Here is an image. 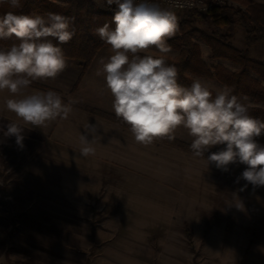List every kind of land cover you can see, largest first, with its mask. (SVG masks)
Returning a JSON list of instances; mask_svg holds the SVG:
<instances>
[{"label": "rangeland", "instance_id": "374dc122", "mask_svg": "<svg viewBox=\"0 0 264 264\" xmlns=\"http://www.w3.org/2000/svg\"><path fill=\"white\" fill-rule=\"evenodd\" d=\"M32 12L37 11L28 13ZM176 13L179 20L185 17L183 11ZM113 16L93 15V30L111 23ZM194 25L206 34L210 31L207 21ZM243 37L236 27L231 45L264 59V44L246 47ZM193 40L211 71L217 64L238 68L231 60L211 58L201 37ZM171 48L166 56L174 58L178 50ZM149 54L161 55L155 50ZM196 78L224 87L213 78ZM255 104L248 97V105ZM175 138L189 144L192 140ZM27 139L23 148L15 138L12 144L0 139V264H33V258L42 264H264L259 254L264 253V214L258 213L264 211V200L250 198L256 196L248 193L254 189L251 184L239 191L247 182H236L246 165L236 163L224 172L159 139L155 142L163 145L152 143L150 153L87 157L38 152ZM173 147L184 155L177 157ZM223 147L214 146L210 152ZM181 180L194 185L209 182L219 194L211 200H177L172 185ZM258 192L264 190L258 187ZM233 194L242 208L235 206L239 201L231 199Z\"/></svg>", "mask_w": 264, "mask_h": 264}, {"label": "clouds", "instance_id": "9594fccd", "mask_svg": "<svg viewBox=\"0 0 264 264\" xmlns=\"http://www.w3.org/2000/svg\"><path fill=\"white\" fill-rule=\"evenodd\" d=\"M12 9L22 8L21 0H9ZM107 8L116 6L111 23L94 29V34L110 46L111 55L96 72L103 75L113 101L112 109L144 146L156 139H175L182 127L192 138L190 149L195 157L203 158L208 166L227 172L229 165L247 167L241 179L248 184L264 187V145L257 138L264 134V120L249 114L248 97L235 95L229 86L215 88L196 78L189 87L178 83V68L165 59L172 52L167 41L179 31V17L174 8H192L194 0H172L164 8L155 0H104ZM74 18L48 12L40 14L8 11L0 16V40L15 38L6 49H0V91L7 90L12 98L5 101L6 109L15 114L23 125L42 128L49 123L67 120L73 112L70 100L65 103L54 91H36L20 95L33 81L56 79L67 67L60 45L75 35ZM114 25V27L112 26ZM53 41H56L54 43ZM161 55L153 56L150 51ZM19 97V98H17ZM25 128L16 122L6 125L4 137H15L23 148ZM96 124H87L80 134V155L95 154L94 144L102 137ZM91 137V138H89ZM219 151L209 153L214 146ZM233 199L243 204L236 194Z\"/></svg>", "mask_w": 264, "mask_h": 264}, {"label": "trees", "instance_id": "16d2710c", "mask_svg": "<svg viewBox=\"0 0 264 264\" xmlns=\"http://www.w3.org/2000/svg\"><path fill=\"white\" fill-rule=\"evenodd\" d=\"M65 5L56 3L55 0H21L22 8L12 9L9 0H0V16L8 11L28 13L34 10L39 13L54 12L74 18L72 29L75 31L73 38L62 47L65 57L76 59L85 66L95 56L98 49L105 45L98 36L94 34L91 17L95 14L114 15L116 6L107 8L104 0H60ZM236 5L212 3L206 12L201 13L194 9L183 11L185 17L179 20V31L170 38L167 43L178 50L174 58L165 57L168 63L178 68V83L189 87L195 77L213 78L233 89L235 95H246L253 100L255 105L249 106V114L255 118L264 120V59L249 57L245 50L233 47L230 41L234 37L235 28L243 30L244 45L246 47L258 43L264 44V3L253 0H229ZM197 21L209 23V33L195 27ZM193 36L201 37L210 49L213 59H228L235 62L238 68L231 70L217 64L212 71L203 62L200 56L198 44ZM56 43V41H53ZM18 43L15 38L0 40V44L10 47ZM95 114L108 118L124 127L129 126L114 115L106 114L96 110H89ZM130 129V128H129ZM185 150L191 151L190 144L179 139L169 141ZM258 143L264 145V134L257 138ZM192 152V151H191ZM205 153V157L209 155ZM236 168V164L229 165ZM247 166L243 167V171Z\"/></svg>", "mask_w": 264, "mask_h": 264}, {"label": "crops", "instance_id": "0c3cea01", "mask_svg": "<svg viewBox=\"0 0 264 264\" xmlns=\"http://www.w3.org/2000/svg\"><path fill=\"white\" fill-rule=\"evenodd\" d=\"M6 48L8 47L0 44V49ZM110 55V48H100L94 58L85 66L76 59L66 57L68 65L56 79L33 81L28 88L22 90L20 93V95H26L36 91L54 90L62 96L65 103H68L70 100L76 101L72 105L73 112L67 120L57 119L45 127L29 130L30 125H23V122L18 120L14 113L6 109L5 101L12 98V94L7 90L0 91V139H6L3 135V130H6V125L11 122H16L25 128L24 137L30 138V140H26L27 144L36 147L38 152L58 154L80 153V148L83 145L79 137L81 132L83 133L85 125L90 123L96 124L99 129L98 134L102 137L94 144L96 149L95 154L150 153L153 150L150 148L152 144L146 147L137 143L129 128L89 111L91 109L116 116L112 109L113 97L106 87L105 78L103 75H96L97 70L102 68L100 64L101 58H104L106 61ZM181 128L176 129L174 133L175 137L188 140L187 130L184 129L185 133H182ZM7 138L9 143L12 144V138L15 137ZM1 143L2 141H0V145ZM153 143H156L155 145H163L161 142L154 141ZM173 148V152H175L177 157L184 155L183 150L176 147ZM176 166L178 167L179 165L176 164ZM171 183H174L173 179ZM224 185L226 188H234V185ZM172 188V191H175L174 195H177V200H211V198L214 199L211 195L219 194V192H216V187L209 182L194 185L186 180H181L176 185L173 184ZM259 188L264 190V187ZM250 191L248 192L249 195H256L255 198L251 196V199L264 200V193H259L258 187ZM195 195H200V197ZM258 213L264 214V211H259ZM259 254L264 259L263 251ZM33 259V264H42L41 260ZM23 260L22 258L18 259V261Z\"/></svg>", "mask_w": 264, "mask_h": 264}, {"label": "built area", "instance_id": "2783aa9c", "mask_svg": "<svg viewBox=\"0 0 264 264\" xmlns=\"http://www.w3.org/2000/svg\"><path fill=\"white\" fill-rule=\"evenodd\" d=\"M155 2L159 3L161 7L167 8L170 7L172 0H155ZM196 6L192 8L184 7V8H174L175 11H184L186 9H194L198 12L204 13L207 11L208 7L212 3L222 4L223 0H194Z\"/></svg>", "mask_w": 264, "mask_h": 264}]
</instances>
